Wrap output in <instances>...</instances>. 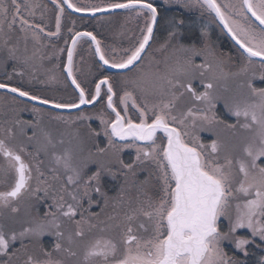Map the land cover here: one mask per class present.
Here are the masks:
<instances>
[{
	"label": "snow or ice",
	"instance_id": "1",
	"mask_svg": "<svg viewBox=\"0 0 264 264\" xmlns=\"http://www.w3.org/2000/svg\"><path fill=\"white\" fill-rule=\"evenodd\" d=\"M51 3L55 11L54 31L48 30V7L41 0H0V51L6 53L8 60L31 68L33 73L37 66L42 67L40 62L45 59L44 41L61 36L68 10L93 16L129 10L137 17H144L139 35L129 46L111 51L106 50L93 31H75V20L71 21L73 27L67 29L64 45L58 50L52 45L54 51L49 59L52 56L59 59V53L66 50L62 71L65 81L69 82L66 87L71 88L74 98L64 100L33 93L12 84L11 73L0 81V89L52 109L79 110L82 105H94L103 100L105 110L97 118L107 144L97 146L96 152L102 155L112 150L116 154L113 163L119 168L114 171L111 166L99 165L84 180L79 195L69 193L75 204L64 202L62 196L58 203L53 198L56 212H45L43 217L37 213V217L18 233H6L0 225V257H8L3 264H10L14 258L15 253L10 252V247L17 240L21 244L17 251L23 250L26 256L23 264H64V260L53 258L52 252L43 246L44 259L28 253L25 239L38 240L46 233L57 239L53 251L65 253L69 258L79 254L81 258L76 264H243L235 256L228 255L223 242H232L245 256L248 255L246 246L255 243L256 238L260 241L257 247L264 245V87L257 88L253 84L254 79L264 80V0H186L184 4L185 7L198 5L213 15V22L218 21L238 46L243 63L231 75L241 79L239 87H246L249 95L243 101L226 100L224 104L236 118V123H229L218 114L217 102L222 97L215 94L214 81L221 78L223 68L208 43L207 25L201 27V46L195 42L185 44L181 42L184 21L173 19L169 22L172 30L168 32L165 44L157 50L176 41L171 54L165 56L163 62L149 57L145 63L159 15L153 0H100V3L85 4L74 0H51ZM17 32L19 36L14 39ZM82 38H88V50L98 58L94 59V64L106 66L97 68L95 75L99 79L88 81L94 83V88L86 87L78 77L81 70L76 67L74 56ZM197 57H203L201 63H196ZM108 69L114 71L105 74ZM195 70H200L201 77L208 74L207 82L201 80L202 92L187 79ZM13 72L24 75L15 66ZM117 75L123 85L119 92L114 84ZM186 93L191 95L194 103L180 109L178 104ZM130 110H134V114H130ZM31 111L38 116L41 108L34 105ZM53 118L67 119L60 115ZM90 118L81 112L74 119ZM39 123V119L22 120L17 113L16 119L4 124L0 136V158L4 163L0 172L5 177L10 172L13 182L0 191V209L10 208L16 213L18 208L13 205L26 193L36 197L37 192L43 190L47 195L48 185L40 179L43 175L40 162L35 156L32 164L26 162V146L11 143L16 137V128L26 136L24 128L36 129ZM219 125L230 130L239 128L248 134L244 138L242 156H234L233 150L219 138H213L209 143L202 141L200 132H211L215 137L214 129ZM89 130L93 136L98 135L90 125ZM40 131L48 144L55 147L49 133L44 129ZM35 136L33 131L27 138L32 140ZM126 148L135 150L131 162H125L119 156ZM52 156L56 168L65 172L67 185H78L87 164L75 166L72 152L67 149L62 155L53 152ZM90 162L95 163L94 160ZM146 164H151L154 172L137 186L134 206L131 199H124V185L115 198L108 197L102 190V176L115 178L118 173L125 178L128 173L135 176L136 170H142ZM33 165L38 181L36 189L31 188ZM153 176L156 197L145 192L146 186L152 184ZM93 193L105 200V206L112 199L114 208H123V211H114L101 219V213L89 211L93 204L99 206V199L94 200ZM85 199L87 208L82 204ZM57 213L75 225L74 231L66 237L67 246L61 243L65 236L59 231L61 222ZM141 218L143 220L134 227L133 222ZM221 218L227 221V230H222ZM240 229H247L250 236L236 235ZM258 264H264V257Z\"/></svg>",
	"mask_w": 264,
	"mask_h": 264
},
{
	"label": "flooded vegetation",
	"instance_id": "2",
	"mask_svg": "<svg viewBox=\"0 0 264 264\" xmlns=\"http://www.w3.org/2000/svg\"><path fill=\"white\" fill-rule=\"evenodd\" d=\"M74 2L81 3L82 0H74ZM153 2L158 7V21L154 26V36L151 41V47L148 48V52L145 55V63L148 62L150 56L149 53L157 52L160 53L158 57L153 56L154 60H158L163 62L165 56L171 54L172 47L175 45L176 41H172L167 46H170L168 50L167 47L163 50L157 51L161 48L162 45L165 44L167 40V34L171 31V27L169 22L173 19L183 20L184 26L181 29L182 37L181 42L185 44H191L195 42L197 46H201L202 37H201V27L207 25L208 28V43L214 48L215 55L221 61V66L223 68V75L220 79L214 81L215 83V94L222 97L221 100L217 102V110L218 114L222 119L227 120L229 122V112L225 109L224 104L227 100L228 92H236L240 91L236 88V84L241 82V80H237L235 82H231L230 84L224 82L225 75H229L228 67H240L241 63H243L239 51L238 46L234 44V42L230 39L228 34L222 30V26L219 25V22H213V15H210L208 12L202 10L198 5L193 4L190 7H185L184 4L186 0H153ZM41 3L46 4L48 7V12L46 13V23L48 26V30H55V11L54 5H52L51 0H41ZM127 10H114L111 13L105 14H95L93 15H84V14H76L68 10L65 13V17L63 20V31L60 37L50 38L45 40L44 43L46 47L44 49L45 59L41 61L42 67L37 66V71L33 73L31 68L24 66L23 64H19L15 61L8 60L6 53L4 51H0V81H4L8 74H12V80L10 81L14 85H19L24 87L25 89L30 90L33 93L39 94L45 97H54L57 99L68 100L73 97V93L71 88L66 87L65 74L62 71L63 62L66 61V50L64 52L59 53V59L55 56H52L49 59V56L54 51L52 45H55V50H58L60 47L64 45L65 37L67 34V29L69 27H73L71 21L75 20V31H93L97 38L102 41V44L105 46L106 50L111 51L112 48L121 49L129 46L131 40L139 35L140 29L144 24V17H137L136 14H121ZM113 14V16H111ZM40 13L37 11V17H39ZM111 16V17H110ZM16 36H19V33H15L14 39ZM70 42V37H67ZM88 38H83V41L77 47V53L74 56L75 64L78 69L81 71L78 72V77L85 82L86 87L94 88V83L89 84L88 81L95 79H99L98 75H95L97 68H105L103 65L94 64V58L89 52V43L87 42ZM160 45V47H158ZM23 46V45H21ZM32 48V42H29V49ZM83 57V63H81V58ZM196 63H201L203 57H197ZM211 59V57H210ZM215 63V61H214ZM59 65V67H57ZM17 69V71H23L24 75L19 76L13 72V67ZM163 64L161 63V67ZM91 67V71L89 70ZM50 70V71H49ZM114 70L108 69L105 74H109ZM200 70H195L192 76L187 79L191 80L192 86L198 90L203 91V86L201 84V80L203 79L207 82L206 73L204 77L200 76ZM257 77L259 76L258 65L256 68ZM131 75V73H128ZM194 77V78H193ZM261 79H254L253 84L256 83L259 85L261 83ZM264 81V80H263ZM116 85L117 91H122L123 85L120 82L119 75H117L116 80L114 81ZM240 85V83L238 84ZM238 87V86H237ZM218 88L219 91H216ZM226 89V96L223 97L222 90ZM0 91L7 92L6 90L0 89ZM9 93V92H8ZM12 94V93H11ZM139 96V93L137 94ZM0 97L3 96L0 94ZM14 97L20 100V103L10 101H0V126L4 127L5 122H11L12 120L17 118V113L20 119L25 121H35L39 119V127L33 129L32 127L24 128V132L27 135L21 134L19 128H16V137L11 143L15 145L23 144L26 146V153L24 154V159L26 162L30 164L33 163V157L35 156L36 161L40 162V171L43 175L40 177L41 180H45L48 185L47 195L43 190L38 191L36 197H32L31 193H26L24 197H22L17 203L27 202L31 205L32 209V217L36 218L37 213H39L40 217H43L44 213L47 212L48 208L55 209L54 200L56 202H60V197L62 196L64 202L73 203V201L69 195L70 192H76L79 195L80 191H82V186L84 180L87 179L93 172L96 171V168L99 165H108L113 168L115 171L119 168L118 164L113 163L116 159V154L112 150H108L105 154H98L96 152V147H105L107 144V139L103 135L101 131L100 121L97 118L98 114L101 113L102 110H105L104 101L100 100L94 105H83L79 110L72 111H59L52 109L50 107H46L43 105H39L32 101H29L27 98L18 97L14 94ZM118 102V97H117ZM229 102V101H228ZM194 102L191 99L190 94H185L184 98L178 104V108L184 109L188 106H191ZM41 108V113L36 116L31 111L33 106ZM9 109H12L11 112ZM24 109L23 111H20ZM42 110H46L48 113L43 114ZM84 113L85 115L91 117L87 120H76L75 117ZM130 114H134V110H130ZM63 116L67 119L65 120H56L53 116ZM105 115H107V111H105ZM49 116V118H48ZM231 117V116H230ZM89 125L92 129H95L98 135L93 136L90 133ZM219 127V126H217ZM40 129L46 130L52 140V145H49L47 139L41 134ZM33 131L36 132L35 138L29 140L27 137L33 135ZM211 132H200V136L203 142L211 141ZM3 135V130L0 129V136ZM38 149H46L40 150ZM70 150L73 156V164L77 167H82L85 163L87 167L84 168V173L78 185H67V179L65 172L56 168V165L53 160V152L57 155H62L65 150ZM31 153L32 155H28ZM120 158H122L125 162H131V159L135 156V150L131 148H126L123 152L119 153ZM95 161L92 163L90 161ZM3 160L0 158V166L3 165ZM56 169L53 171V169ZM150 172H154L153 166L151 164H146L143 166V169H137L136 175L133 176L132 173H128L127 177L120 175L119 173L115 178L110 175H104L101 178L102 190L108 194V197L115 198L117 197V186L118 184L126 186V194L124 197L125 200L131 199L135 201L136 196H128L132 193V189H136L141 181L145 179V177L149 176ZM54 177H59L58 179H54ZM129 178V180H127ZM122 179V180H121ZM0 181H4V183H0V191L6 190L7 186L13 182V176L9 172V174L5 177L2 172H0ZM120 181V182H118ZM156 181L153 176V180ZM123 182V183H122ZM38 186V181L36 179L35 166L33 165V178L31 180V188L36 189ZM40 188L43 189L44 185H40ZM136 194V193H132ZM93 199H99V206L97 204H93L90 212L101 213V219H105L108 215H111L114 211L117 212V208L113 206V200L109 199L107 202V206H105V200L98 198L96 193H93ZM82 204L85 208L88 206L87 199L82 201ZM134 206V205H133ZM123 211V208H121ZM3 210V209H0ZM53 212V210H52ZM3 214L0 212V218ZM58 218L61 222V227L59 231L64 233L65 239L68 234L75 229V225L67 218L59 216ZM79 219V216L76 217ZM143 218L140 220H136L133 222V226L136 227ZM222 230H227V221H221ZM245 229L238 230L244 231ZM46 236V235H45ZM88 238V237H87ZM67 246V243H66ZM68 258V257H66Z\"/></svg>",
	"mask_w": 264,
	"mask_h": 264
},
{
	"label": "trees",
	"instance_id": "3",
	"mask_svg": "<svg viewBox=\"0 0 264 264\" xmlns=\"http://www.w3.org/2000/svg\"><path fill=\"white\" fill-rule=\"evenodd\" d=\"M254 86L257 88H262L264 87V81L262 80L259 85L254 83ZM229 118H230L229 123H236V118L230 117V116ZM230 131L231 132H228V135H229L228 139L229 141H231V140H234V138L232 137H235L236 141L234 142L232 146V150H233L234 156H238L240 152L237 151L236 145H238V143L240 144V142L238 141L240 138V135L235 134V132H233L232 130ZM127 180H129V178H127ZM121 186H122L121 184H118L117 186V189H116L117 196L121 189ZM125 196H127L126 186H125ZM13 206L18 208V211L16 213H12L10 208L0 210L1 214H3L2 217L0 218V225H3L6 233H10L12 231L19 232L23 229V227H27L30 224V222L33 220L32 209L29 203L20 204L16 202ZM117 212H122V209L117 208ZM144 234L147 235L146 233ZM236 235L250 236V233L248 232L247 229H245L244 231H237ZM56 242H57L56 237L51 234L42 236L38 240L37 239H31V240L25 239L24 241V243L27 245L28 253L32 254L34 257H37L40 259L45 258L43 255V252L41 251V246H43L45 250L52 252L53 258L64 260V264H76V261L80 259L78 256L75 258L69 259V257L64 258V257H67L65 253H62V252L57 253L53 251V246ZM257 244H260V241L258 238H256L255 243L247 245L246 248L248 251V255L245 256L242 252H239L238 250L234 248V244L232 242H229V241L223 242V246L225 250L227 251L228 255L235 256L237 259L242 261L243 264H258V261L260 260V258L264 257V245L257 247L256 246ZM63 245L66 246L65 242ZM20 248H21V244L19 240L12 242L11 247H10V252L15 253V256L10 261V264H23V260L26 258V256L23 250L17 251ZM7 259L8 257H0V264H3V262Z\"/></svg>",
	"mask_w": 264,
	"mask_h": 264
},
{
	"label": "rangeland",
	"instance_id": "4",
	"mask_svg": "<svg viewBox=\"0 0 264 264\" xmlns=\"http://www.w3.org/2000/svg\"><path fill=\"white\" fill-rule=\"evenodd\" d=\"M85 3H100V0H82V2L79 3V4H85ZM134 13H135V12H130L129 10H127V11H125V12H122L121 14H134ZM111 16H113V14H112ZM111 16H110V17H111ZM82 41H83V38L81 39L80 42H82ZM158 47H160V45H159ZM167 49L169 50V49H170V46H167ZM149 54H150V56L153 58V56L158 57L160 53H157V52L155 51V52H152V53H149ZM238 69H239V67H238V68H237V67L231 68V67L229 66V67H228V71H232V72H230L229 75H225V76H224V77L226 78L224 82L230 84L231 82H235V81H237V80H241L240 78L233 77V76L231 75L232 73L237 72ZM239 83H240V82H239ZM239 83L236 84V85L238 86V87L235 86L236 88H239V85H238ZM238 90H240V91H239V92L236 91V92H233V93L228 92V95H227V101H229V102H232L233 100L243 101L245 98L248 97L249 92H248V89H247L246 87H245V88L238 89ZM216 91H219L218 88L216 89ZM226 93H227V90H226V89L222 90V95H223V97L226 96ZM0 94L3 96L2 98L0 97V101H5V102L10 101V102H13V101L15 100L16 102L20 103V100L16 99V98L14 97V94H11V93H8V92H3V91H0ZM9 110H10L11 112L13 111L12 109H9ZM42 113H43V114H46V113H48V112H47L46 110H42ZM228 114H229V116L233 117L230 113H228ZM53 117H54V116H53ZM48 118H49V116H48ZM234 118H235V117H234ZM49 119H50V118H49ZM241 122H242V121H241ZM0 129L3 130V126H0ZM214 131H215V133H216V136L214 137L213 134H211V138H210V139H213V138H219L221 141L225 142V143L229 146L230 149H232V146H233L234 142L236 141V139H235V137H232V138H234V140L229 141V139H228V136H229V135H228V132H231L230 129L225 128L223 125H219V127H216V128L214 129ZM232 131L235 132V134L240 135V138H239V140H238V141L240 142V144L238 143V145H236V147H237V151L240 152V153L238 154V156H239V155L242 156V146H243L244 138H245L248 134H247L246 132H244L243 130L239 129V128H236L235 130H232ZM239 133H240V134H239ZM229 138H231V137H229ZM209 142H210V141H209ZM209 142L206 141V143H209ZM233 155H234V154H233ZM155 187H156V181H155V182L152 181V184L146 186V188H145V192H146V194L149 195V196L156 197V196L158 195V193L155 191ZM132 193H136V189H132ZM132 193L129 194L128 196H130V197H132V196H136V194L134 195V194H132ZM27 203H28V202H27ZM54 206H55V205H54ZM52 210H53V212H55V209H52ZM52 210H51L50 208H48L47 212H52ZM57 215H58V213H57ZM240 230H242V229H240ZM17 233H18V232H17ZM45 235H49V234L46 233ZM45 235H43V236H45ZM86 239H87V237H86ZM64 242H65V244L67 243L66 239L62 240V244H64ZM78 257L81 258V257L79 256V254H78ZM64 258H66V257H64ZM69 259H70V258H69Z\"/></svg>",
	"mask_w": 264,
	"mask_h": 264
},
{
	"label": "water",
	"instance_id": "5",
	"mask_svg": "<svg viewBox=\"0 0 264 264\" xmlns=\"http://www.w3.org/2000/svg\"><path fill=\"white\" fill-rule=\"evenodd\" d=\"M71 11V10H70ZM71 12H73V11H71ZM75 13V12H74ZM76 14H84V15H91V14H87V13H76ZM155 26V25H154ZM222 26V25H221ZM226 32V31H225ZM227 33V32H226ZM229 36V35H228ZM230 37V36H229ZM230 39H231V37H230ZM232 40V39H231ZM234 42V41H233ZM234 44H235V42H234ZM32 102H34V101H32ZM34 103H37L38 104V102H34ZM83 106V105H82ZM81 106V107H82ZM46 107H50L51 108V106H46ZM55 110H59V111H72V110H76V109H55ZM222 220H224L223 218H221V221Z\"/></svg>",
	"mask_w": 264,
	"mask_h": 264
}]
</instances>
